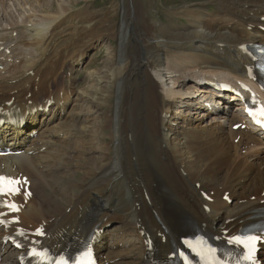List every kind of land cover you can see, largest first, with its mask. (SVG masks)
<instances>
[{"label":"bare ground","instance_id":"6f19581e","mask_svg":"<svg viewBox=\"0 0 264 264\" xmlns=\"http://www.w3.org/2000/svg\"><path fill=\"white\" fill-rule=\"evenodd\" d=\"M143 1L0 0V110L26 119L0 131L21 150L0 155V175L23 187L0 195L1 264H19L23 251L5 243L15 231L25 248L58 254L95 232L100 264H148L190 227L226 241L264 219V138L233 129L242 105L207 85L241 86L226 71L244 78L253 66L246 48L264 43V0L189 1L167 8V22ZM235 103L228 129L220 118ZM184 104L216 117L188 122Z\"/></svg>","mask_w":264,"mask_h":264},{"label":"rangeland","instance_id":"374dc122","mask_svg":"<svg viewBox=\"0 0 264 264\" xmlns=\"http://www.w3.org/2000/svg\"><path fill=\"white\" fill-rule=\"evenodd\" d=\"M79 1V3H83V4H85L86 5V7H88L89 8V0L87 1V0H78ZM143 1V0H142ZM189 1H191L192 3L194 2L195 3V1L197 2V0H150L149 2V4L147 5V7H146V11H147V13H148V15H150V20H152V19H155V18H159L161 21H165V22H167L168 21V19H166L167 18V14H168V12H167V8H176V7H180V6H182V5H186V4H188V3H190ZM91 2H93V8L94 9H99V10H105V9H107L108 7H110V6H112V5H117L119 2H121V0H91ZM144 2V1H143ZM161 3V4H160ZM191 3V4H192ZM146 5V4H145ZM209 10H214L215 9V6L214 5H210L209 7ZM90 9V8H89ZM161 9H163V10H161ZM165 9V10H164ZM9 10H10V8H9ZM166 11V12H165ZM165 15V16H164ZM165 19V20H164ZM180 21V22H179ZM182 22H184V19H180V20H178L176 23H182ZM103 53V54H102ZM101 54H99L98 55V57H99V61H100V63L102 62V60H103V58L104 57H107V53H108V48H107V46H104L103 47V52H102ZM101 56V57H100ZM90 59H91V56H88L87 57V59H86V62L87 61H90ZM69 72H71V71H67L66 73H65V75H68L69 74ZM82 72V71H81ZM75 74V73H74ZM84 74H86L85 72H84ZM81 77H83V76H78V78H81ZM79 81V80H78ZM82 81V79H80V82ZM186 89V88H185ZM189 89L187 88V91H188ZM183 107H184V115L185 114H189L190 112L189 111H192L191 112V114H190V118H189V120H188V122H192L196 117L197 118H203L202 116H203V114L201 113H199V111L198 110H196L195 108H189V107H187V105H183ZM191 109V110H190ZM215 109V108H214ZM236 108H232V111H231V107L230 108H226V112L228 113H224L223 114V118H220V120H224L226 123H227V126H228V129H230L231 127H230V123H231V121L229 122V119H231L232 117H233V112H235L236 110H235ZM196 112V113H195ZM230 114V115H229ZM192 115V116H191ZM207 117V118H206ZM206 117H204L203 119H202V121L204 122V123H207V122H211L212 121V118L213 117H216V114H211V113H209L208 112V115L206 116ZM194 118V119H193ZM181 120V119H180ZM228 122H229V124H228ZM235 124H237V123H235ZM241 130V129H240ZM242 131H245V130H242ZM257 137H258V139L259 140H261L262 138L261 137H259V135H256ZM260 143L262 144V145H264V142H261L260 141ZM263 150H264V146H263ZM264 156V155H263ZM206 180V179H205ZM197 186H200V187H202L200 184H197ZM204 190H206L207 191V188H203ZM118 226H119V223H117L116 221H115V223H113L112 222V224H110L109 226H108V228L109 229H115V227L116 228H118ZM130 241H131V238H129V242H127L126 244L129 246V245H131L132 243H135V242H132V243H130ZM113 244V241L112 240H109V242H108V245H112ZM109 250V249H108Z\"/></svg>","mask_w":264,"mask_h":264},{"label":"snow or ice","instance_id":"6c2138e0","mask_svg":"<svg viewBox=\"0 0 264 264\" xmlns=\"http://www.w3.org/2000/svg\"><path fill=\"white\" fill-rule=\"evenodd\" d=\"M251 114V113H250ZM259 116L264 117V108H261L259 111ZM18 184L17 181L12 180L7 177H0V195H7V194H16L19 192V188L16 187ZM11 210H17L15 204H7L6 205ZM258 238L255 236H250L246 238H240V237H234L233 241L237 244H242L245 248L249 249V255L246 257V259L252 260V252L254 251V246L257 243ZM230 241V242H233ZM188 243V242H186ZM191 246V245H190ZM209 251H214L213 249H209ZM33 254L37 256L46 255V253H40L33 250ZM89 253L85 252L82 254V257L76 261V264H92ZM56 264H68V261L61 257L59 260H57ZM254 264V261H253Z\"/></svg>","mask_w":264,"mask_h":264}]
</instances>
